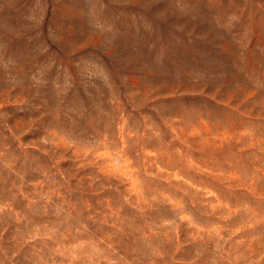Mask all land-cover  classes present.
<instances>
[{"label": "rangeland", "instance_id": "1", "mask_svg": "<svg viewBox=\"0 0 264 264\" xmlns=\"http://www.w3.org/2000/svg\"><path fill=\"white\" fill-rule=\"evenodd\" d=\"M0 264H264V0H0Z\"/></svg>", "mask_w": 264, "mask_h": 264}]
</instances>
